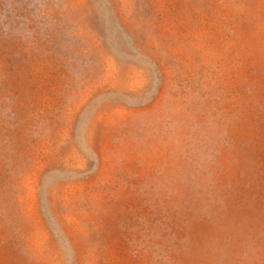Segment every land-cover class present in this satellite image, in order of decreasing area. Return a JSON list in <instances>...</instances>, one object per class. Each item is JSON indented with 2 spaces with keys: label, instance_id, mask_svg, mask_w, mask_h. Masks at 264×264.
<instances>
[{
  "label": "rangeland",
  "instance_id": "374dc122",
  "mask_svg": "<svg viewBox=\"0 0 264 264\" xmlns=\"http://www.w3.org/2000/svg\"><path fill=\"white\" fill-rule=\"evenodd\" d=\"M250 238L264 0H0V264H240Z\"/></svg>",
  "mask_w": 264,
  "mask_h": 264
},
{
  "label": "clouds",
  "instance_id": "9594fccd",
  "mask_svg": "<svg viewBox=\"0 0 264 264\" xmlns=\"http://www.w3.org/2000/svg\"><path fill=\"white\" fill-rule=\"evenodd\" d=\"M213 161L209 159L210 165ZM197 195L200 198L199 215L205 219H211L213 216L224 208V201L215 188V181L209 173L203 177L200 184L196 187ZM210 255H215L218 251L215 241L207 245ZM231 253H224L219 258H214L213 264H225V260ZM264 255V246L256 238H250L242 249L235 254L240 264H257L260 256Z\"/></svg>",
  "mask_w": 264,
  "mask_h": 264
}]
</instances>
